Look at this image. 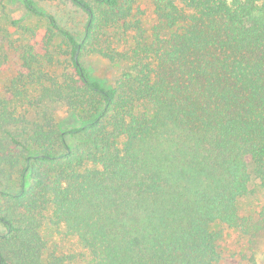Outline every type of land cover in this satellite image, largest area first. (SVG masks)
<instances>
[{
  "label": "trees",
  "instance_id": "trees-1",
  "mask_svg": "<svg viewBox=\"0 0 264 264\" xmlns=\"http://www.w3.org/2000/svg\"><path fill=\"white\" fill-rule=\"evenodd\" d=\"M4 1L47 28L0 98V264H218L213 226L257 231L239 202L264 186V0H162L171 32L152 42L121 0H39L70 7L77 30ZM92 54L125 65L113 87L83 65ZM52 105L80 125L62 129ZM45 222L82 251H49Z\"/></svg>",
  "mask_w": 264,
  "mask_h": 264
},
{
  "label": "rangeland",
  "instance_id": "rangeland-1",
  "mask_svg": "<svg viewBox=\"0 0 264 264\" xmlns=\"http://www.w3.org/2000/svg\"><path fill=\"white\" fill-rule=\"evenodd\" d=\"M35 1L43 10L60 19V25L65 29L81 28V17L70 7L58 2ZM160 1L162 0H121L130 10L128 23L138 26L146 42H152L158 35L165 37L171 32L156 11ZM175 1L177 3L179 0ZM46 28L45 20L29 15L20 6L12 5L8 1H4L0 6V98L4 97V88L14 77L19 73H25L21 59L28 48L32 47L33 51L39 54L44 53L42 47ZM134 34L135 32L132 31L123 34L122 30L118 32L110 30L107 38L120 50L133 43ZM55 40L50 52L54 56L56 69H61L65 66L66 58L60 46L63 50L64 46L61 38L56 37ZM82 61L93 79L100 81L106 87L115 85L125 67L122 63H110L95 54L84 57ZM44 111L54 117L62 129L78 126L81 123V120L75 116L76 113L68 111L62 105H52ZM249 189L248 195L239 202L240 215L257 231L253 233L251 230L249 234L250 232L244 233L239 229L213 226L212 230L222 232V238L218 243L220 253L218 264H264V186L251 182ZM41 232L47 241L49 251L61 254L82 251L73 238L63 235L62 229L45 222ZM251 256L254 257V261L248 262Z\"/></svg>",
  "mask_w": 264,
  "mask_h": 264
}]
</instances>
